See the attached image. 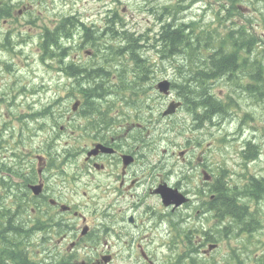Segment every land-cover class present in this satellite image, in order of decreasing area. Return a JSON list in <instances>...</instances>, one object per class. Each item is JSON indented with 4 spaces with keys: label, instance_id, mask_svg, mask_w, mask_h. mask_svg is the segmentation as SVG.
Listing matches in <instances>:
<instances>
[{
    "label": "flooded vegetation",
    "instance_id": "obj_1",
    "mask_svg": "<svg viewBox=\"0 0 264 264\" xmlns=\"http://www.w3.org/2000/svg\"><path fill=\"white\" fill-rule=\"evenodd\" d=\"M5 2L0 0V4ZM9 3L19 4L20 8L16 13L12 8L9 16L0 19V46L8 43L10 36L12 41L18 39L22 30L14 31L13 28L19 23L26 22L29 27L35 25L34 35L40 45H51L49 33H57L58 45L66 49V58L46 56L45 67L51 71L52 62L56 61L55 71L66 69L69 72L70 81L65 88L70 98L79 89H87L84 80L101 73L91 75L93 68L90 67L103 58L109 35V30L105 31L106 24L117 21L118 14L107 17L106 13L113 9L107 11L105 4H102L103 10L89 11L74 6L72 0H64L65 4H70L66 11L43 7L37 13L32 12L29 2L9 0ZM228 14L231 15L229 10ZM261 16L264 17L262 13ZM224 20V17L220 18V22ZM235 21H241V17L231 18L230 28ZM220 22L215 18L213 27ZM27 32L25 30L24 34ZM139 54L141 57L137 56V60L148 59L140 46ZM109 63L111 69L120 67L114 64V60ZM0 65H5L2 73L14 78L12 83L4 84L5 91L16 90V83L21 78L15 75L12 63L8 62L10 70L7 62ZM225 78L218 76L209 82V86ZM107 89L91 108H84L81 104L72 109L68 120L76 118V114L82 115L85 130L81 139H75L76 136L67 139L66 148L61 152L45 143L41 151L33 152L34 158H24L23 146L21 151L11 150L13 146L6 147L5 139H0V164L9 167V171L0 173V189L4 197L0 204L10 206L8 210L14 212L25 206L24 219L28 227L32 224L31 236H25L20 244H16L19 252L35 243L38 264H117L118 261L125 264L127 257H130L127 260L130 264H215L216 256L213 257L212 252L216 247L211 245L228 237L233 221L228 217L229 213L221 218L217 216L225 210L224 203H221L222 207L211 203L219 187L220 168L218 159L206 152L209 148L202 147L203 141L209 137L203 130H199L201 135L192 132L195 144L190 148L185 146L176 156V152L170 150L175 145H167L174 143L173 139L167 136L156 138L151 134L154 116L144 118L138 115L140 105L120 98L122 86ZM19 91L25 93L21 87ZM19 91L15 92L22 94ZM146 92H153V88ZM175 93L178 97V91ZM237 93L240 97L245 94L238 89ZM177 100L185 106L180 97ZM124 102L130 105H122ZM163 105L160 103L159 107ZM27 107L29 111L19 113L24 121L29 122L37 113L31 117L35 114L31 113L35 105L27 104ZM44 108L46 113L38 112L39 120L43 122L59 118L66 111H55L54 105ZM185 108L194 127L197 124L216 126L214 116L210 120L197 119L187 106ZM176 114L164 117L165 124L177 122L173 119ZM166 139L167 148L159 152L157 142ZM188 139H192L191 136ZM190 142L188 140L187 145ZM200 148L203 151L197 154ZM12 164L15 166L11 167ZM247 164L244 162V167ZM234 186L229 185L230 190L223 184L222 191L231 198L235 197ZM163 188H173L176 197L184 200L176 203L175 194L168 193L172 203L165 204L160 192ZM219 234L226 237H218ZM9 248L7 246L2 252L0 249V264H10L5 255L2 261V253H7ZM243 258H247L246 255ZM229 261L233 262L232 253L228 254L226 263Z\"/></svg>",
    "mask_w": 264,
    "mask_h": 264
},
{
    "label": "trees",
    "instance_id": "obj_2",
    "mask_svg": "<svg viewBox=\"0 0 264 264\" xmlns=\"http://www.w3.org/2000/svg\"><path fill=\"white\" fill-rule=\"evenodd\" d=\"M184 1L182 6H179L181 1L164 4L155 2L152 5L151 14H154L155 22L158 25L151 36H149L148 31H146V33L144 31L134 34V32L124 27L123 22L120 30L121 33L117 36L111 25V29H109L110 35L107 37L111 42L114 40L116 41L114 45H106L103 57L104 63H96L90 67L93 68L90 70L91 75L101 72L99 75H96L97 77H101L97 78L94 75L88 76L83 83L87 89H79L74 95V98L76 99L79 97L82 99L80 104L88 109L98 101L95 97L99 98L103 96V91L108 90L107 88H119V86L121 88L122 86L124 88L122 93L131 88L136 90L141 86L142 82L146 81L149 74H155V69L149 59H136V57L140 55L139 46L142 50H145L146 46L150 45L151 48L155 49L162 60L168 59L172 65H175V70L178 73V81L175 82L176 84L173 83L172 85L178 90V94L183 103L190 109L195 118L210 120L211 117L215 115L223 117L228 114L230 116L231 109L236 108V102L242 100L238 99L240 98V94L237 93V88L235 89V94L230 91L228 87L226 89L227 92H223L222 94L212 92L214 85L209 86L208 81L210 82L212 79L223 74L231 85L239 83L238 90L240 93L244 91L250 98L261 102V107L264 110V39L256 32V27H250L248 29L236 22H234L233 25L235 26H233V28H224V30H221L220 27H201L199 23L197 25V22H195L193 15L184 14L194 0ZM234 1L241 2L240 0H233V2ZM248 1L257 3L258 5L264 4V1L261 0ZM10 14L11 10L9 12L0 9V17L4 18ZM164 14H167L169 17V20H165V22L163 19ZM182 18L183 21H181ZM185 21L188 23L185 24ZM87 33H89V31H87ZM56 36L57 33H49L48 42H50L52 46L39 44L38 59L41 62H45V58L48 55L53 57L66 56V49L58 45ZM52 42H54V44H52ZM7 49L10 50V48ZM110 60H114V64L120 67L111 69ZM68 62L71 64L74 63L72 61ZM147 62L148 65L146 64ZM54 63L56 66V61H54ZM127 63H130V67L127 70L121 68L122 65L126 66ZM239 72L246 78L245 82L240 81ZM68 75L69 72L66 69L59 71V81L62 82L63 85L60 83L56 84L55 88L49 93V95H53L49 100L54 99L56 102L63 101L65 103V110L72 107L74 101L72 97L70 98L68 90L65 88V85L70 81ZM54 78L53 76L50 77V79ZM54 81L58 82L56 78ZM35 82L37 81L35 80ZM44 86H48V81L43 77L39 80L38 84L33 85L32 83V87L43 89ZM259 86L261 88H259ZM22 89L24 90V87ZM62 91L64 95L61 94ZM179 91L181 92L179 93ZM31 92L32 90H30V93ZM42 92L45 94L47 90H42ZM1 98L5 99L4 95ZM94 101L95 103H93ZM7 110V117L2 118L4 127H0V139H5L6 147L11 148L13 146L11 150L16 149L17 151H21L22 146L29 149L30 145L28 138L32 137L35 133L32 125L36 124V120L38 119L32 118L27 122L23 120L19 111L16 112L14 108L12 109L10 107ZM12 110H14V114ZM42 113L46 112L42 111ZM64 124L65 118L62 114L59 118L48 119L44 123L39 122V130L41 132L47 130V135H49L50 139H53V131L50 129L56 128V131H58L60 125ZM4 134H6V136H4ZM258 145L260 146L259 143H252V140L246 142V145L240 151L244 158V162L259 157L261 147L259 148ZM14 166L15 164L11 165V167ZM8 168L9 167L5 168L4 165L0 164V173L3 171L5 172V170L9 171ZM220 168H223L224 171H219L218 177L222 173L218 179L219 187L216 189L215 199L211 203H217L218 207H222L223 205H221V203H224L225 206H223V208H225V210L220 212L217 216L221 218L224 214L229 213L230 215L228 217H232L233 225L240 222L239 220H244V216H247V222L239 226V231L247 232L245 239L253 245V249L248 247V250H254L255 245L259 244V239H254V232L259 226H261V229L264 226V220H261L262 222L260 225L258 218V210H260L258 203L260 199L262 202L264 201V175H257L251 172H247L246 174L248 169L243 165L242 170L245 172L240 173L241 179L239 182L235 181L236 185L232 189L235 193V197L231 198L227 195L226 191H222L223 184L229 188L227 184L230 182L228 179V175L230 176V174L225 175V168L222 165ZM229 189L231 190V188ZM252 201H254V207L251 206L253 203L250 204ZM2 206L3 205L0 204L1 252L7 246L10 247L7 249V253H2V261L3 259L5 260V255L8 257L10 264H38L28 255L26 248H24V252L20 253L16 245L20 244L22 240L25 239V236H27L26 232L29 230L24 217V221L21 219L19 224L13 213L7 210V207ZM261 218L264 219V213L262 212ZM13 246H15V248ZM245 249H247L246 246H242V258L246 255L249 261H253L256 264H264V250L253 255L245 251ZM237 251H233L235 259H237Z\"/></svg>",
    "mask_w": 264,
    "mask_h": 264
},
{
    "label": "rangeland",
    "instance_id": "obj_3",
    "mask_svg": "<svg viewBox=\"0 0 264 264\" xmlns=\"http://www.w3.org/2000/svg\"><path fill=\"white\" fill-rule=\"evenodd\" d=\"M24 3L26 2H32V1H36L34 3V6L30 7L32 8V12L37 13L40 9H42L43 7H49V6H54L57 5L60 11H66V9L70 8V4H60L61 2H63L64 0H22ZM114 0H100L99 2H97L96 0H72L74 6L77 7H82L84 10H97L98 8H100L101 10H103V6L102 4H105L106 7H114L117 6L119 8V12H121V14L123 15V20L127 23V26L135 31L138 32H143L148 28V32L149 34H151L152 32H154V23H155V18H154V14H151V10H148V8H145L144 3L148 4L150 7H152L151 5H153L155 2L157 3H170L173 2L175 0H120L119 3H115L113 2ZM149 1V2H148ZM31 4V3H30ZM241 4V3H238ZM203 5H206L205 7L207 8L206 12V16L205 18L208 19V17L210 16V10L216 9L217 10V2L215 0H199L198 3L196 4H192V6L190 7L192 9V11H196V12H200L202 7H204ZM144 8V9H143ZM34 9V10H33ZM155 11H159V10H155ZM154 11V12H155ZM4 29H7L8 27H3ZM14 31H21L22 30V34H19V37L17 39V43L20 42H24V40H27V33L24 34V31L27 30L28 31V35L29 36H34V32L35 30L32 27H29V25L25 22V23H19L16 26H14L13 28ZM19 33V32H18ZM15 39V37H13V40ZM17 50H21V52H12L9 53L12 50H4L3 47L0 46V59L2 60H6V61H11L14 62L15 67H17L18 73H16V75L18 77H20V82L16 83V87L19 91V87L23 88L24 87V92L28 90H31V85L30 82L32 83H39V80L43 77L46 78V80L48 81V84L52 87L55 88L56 84L60 83L61 85L62 82L58 81L55 82L54 79H50V77L53 75L51 73V71L49 69H47L44 65V62H39L37 60V55H38V50H37V44L36 42H32L30 41L29 43L26 44L25 47L23 48H17ZM146 55H148L149 58H153L155 61H157V58L155 56H158L157 52L155 51V49L153 48H149L148 50L145 51ZM30 57V58H28ZM168 62L164 65H160L159 64V68L157 69H161V72H159V74H157V77L153 78L150 81V84L152 86H156L157 81L162 80L164 77H168L170 80L173 81H177L178 79V73L174 71V66L172 65V63L167 60ZM117 66V65H115ZM3 68V67H1ZM0 68V69H1ZM17 72V71H15ZM159 76V77H158ZM11 76H8L4 73H2V71H0V127H3L2 118H6L7 117V112H8V108L10 106V108H14L17 111L24 113L25 111H29L30 109L27 107L26 103H25V95L22 97L18 94V92L14 91H9L6 92L5 88H4V84L7 83H12L14 81V78H12ZM35 80L37 82H35ZM17 81V80H15ZM37 83V84H38ZM217 85H223L221 83H218ZM3 90L5 92H3ZM221 91V90H220ZM19 93H22L21 91H19ZM50 93V92H49ZM49 93L46 95V97H40V95H38L37 97H40V101L39 103L41 104H46L48 102L53 101L54 99L49 100L50 98L53 97V95H49ZM158 93V92H157ZM9 94V95H8ZM62 95H64V92H61ZM4 95L5 99H2L1 97ZM15 95L18 97L17 99L14 100V103H10L9 104V98L11 96L15 97ZM37 95V94H35ZM149 97H147V102H149V104L152 105V107L157 108L155 109L158 112V107L160 103L163 104H168L169 101V96H160V95H156L154 92L150 93L148 95ZM75 96H73V100ZM103 97V96H101ZM96 98V97H95ZM141 99V98H140ZM247 100H245L246 102L243 101H239V103L244 104L243 108L246 111H251L254 115H251L250 113H248L243 120L238 121V123L232 118L230 119H221L220 124H218V126H214L212 127V131L216 133L213 134L210 138V135L207 134V136L209 137V139H207V141H203L202 143V147L209 148L206 150V152L211 156V154L217 158L218 160H227V164L229 165L230 162V167H232V171L233 169H235V167L237 168V165H235V161H237V163H240V160L238 159V156L236 154V150L233 147H229L228 149L224 150L222 149L221 145L217 142L218 139H221L224 136H229V138L231 137H237V139L235 140L236 146H240L243 142V140L245 139V137H249L248 139H253L257 144L260 143L261 144V157L256 159L255 162L251 163L250 165V171H254V173H258L261 175H264V110L261 107V103H256V102H252V101H248V98H246ZM49 100V101H48ZM143 103H146L145 97H142ZM48 101V102H47ZM6 103L8 105H6ZM65 103L62 102H58L55 105V109L58 110H62L61 106H63V110H65ZM164 105V106H165ZM60 107V109H59ZM12 113L14 114V110H12ZM72 112H69L67 115H71ZM181 115H183V111L179 110L178 113L176 114V116L173 119H177V122L179 123V121L181 122H185V118H179L181 117ZM249 115H251L253 117V120L249 119ZM176 121H171L170 122V126L176 125L177 124ZM166 123V122H165ZM163 124V123H162ZM180 124V123H179ZM163 126V125H162ZM38 127V125H37ZM42 127V126H41ZM161 127V126H160ZM52 130V129H51ZM65 131H67V129H64ZM183 133L185 135H183L181 133V131H177V134H172L171 137H169L170 139H173L174 143H168V139L164 140L163 142H161V145L158 147L157 150H159V152L163 151V149L167 148L168 146L171 145H175L173 147L170 148V150L175 151L176 152V156H177V152L182 150L185 146L186 148H190V146L194 145V139H193V135L191 134L190 131H188L187 129L183 131ZM182 134V135H181ZM42 135V134H41ZM4 136H6V134H4ZM191 136L192 139H188ZM37 138L39 139V135L37 136ZM44 138V136H43ZM227 137V139H229ZM212 139V141H211ZM191 141L189 143V145H187V141ZM247 140V139H246ZM184 141H186V144H184ZM167 144V145H166ZM180 144V147L178 146ZM259 146V145H258ZM260 148V146H259ZM203 151L202 148L198 149L196 151V153L198 154L199 152ZM211 152V153H210ZM175 156V158H176ZM180 156V155H179ZM212 157V156H211ZM229 161V162H228ZM249 164V163H248ZM248 164L246 166V168L248 167ZM238 168H240V164L238 165ZM232 173V172H231ZM262 202V201H261ZM7 207V210L9 209L10 206L8 205H3L2 207ZM27 208L25 206L21 207L18 211L14 212V210H10V212L13 213L14 217H16V221L19 223V218L20 216L26 212ZM264 213V201L261 203V211L260 213ZM261 217V216H260ZM261 220L263 221L264 219L261 218ZM240 222H237L233 225V228H229V234L228 237L222 239L219 241V244L215 245L216 248H214L213 250V257L216 256V262L215 264H224L226 263V261L228 260V254L232 253L233 251H237V249H239L242 246H246V248L251 247V249H253V245L252 243L248 242L247 239H245L244 235H242L241 233H238V230L240 229L239 226L244 225L245 222H247V216H244V220H239ZM261 221V222H262ZM264 224V222H263ZM32 226V224H31ZM31 226L29 227V230L31 229ZM221 225H219L220 228ZM28 231L26 232L27 236H30V234L28 233ZM254 239H261V249L259 250H264V226L262 229H260V226L257 228V230L254 232ZM225 235H223L224 237ZM233 236V239H231V237ZM246 236V234H245ZM259 237V238H258ZM124 241V240H122ZM259 245H255L256 249L258 248ZM254 249V250H256ZM254 250H249V253L254 255ZM258 250V251H259ZM237 259H242L241 257V251L239 250L237 253ZM234 257V254H233ZM130 257H127V260ZM235 258V257H234ZM235 260L234 262L229 261L226 264H247L246 262H244L243 260ZM125 264H130V261H127ZM117 264H123V262H116Z\"/></svg>",
    "mask_w": 264,
    "mask_h": 264
},
{
    "label": "bare ground",
    "instance_id": "obj_4",
    "mask_svg": "<svg viewBox=\"0 0 264 264\" xmlns=\"http://www.w3.org/2000/svg\"><path fill=\"white\" fill-rule=\"evenodd\" d=\"M144 6H145V8H146V6L149 8L150 6L148 5V4H146V3H144ZM152 6V5H151ZM264 15V14H263ZM182 16V15H181ZM184 17V16H183ZM225 19V18H224ZM165 20L167 21V20H169V17L167 16V14H164V22H165ZM222 20V19H221ZM181 21H183V18L181 19ZM226 21L224 20V22H222V23H225ZM181 23H183V22H181ZM185 24H187L188 22L187 21H185L184 22ZM105 27V26H104ZM223 32V31H222ZM218 33V32H217ZM60 34H62L61 32H60ZM234 34H235V32H234ZM226 35V34H225ZM257 45V44H256ZM52 46V45H51ZM60 46V45H59ZM56 47V46H55ZM70 47V46H69ZM88 48V47H87ZM77 52V51H76ZM250 52V51H249ZM58 53V52H57ZM59 54V53H58ZM78 55V54H77ZM49 56V55H48ZM140 56V55H139ZM263 56V55H262ZM52 57V56H51ZM65 57V56H64ZM64 57H63V59H64ZM141 57V56H140ZM255 57V56H254ZM62 58V57H61ZM259 58V57H258ZM52 59H53V57H52ZM59 59V58H58ZM50 60V59H49ZM55 60V59H54ZM56 60H57V58H56ZM65 60V59H64ZM252 60V59H251ZM256 60V59H255ZM259 60V59H258ZM51 61V60H50ZM59 61V60H58ZM63 62V61H62ZM66 62V61H65ZM63 64V63H62ZM65 64V63H64ZM63 64V65H64ZM250 64V63H249ZM258 64V63H257ZM61 65V64H60ZM59 65V66H60ZM250 65H252V64H250ZM59 66L57 67V68H59ZM121 68H123V66L121 67ZM7 69L8 70H10L9 69V66H8V62H7ZM123 73V72H122ZM112 74V73H111ZM121 74V73H120ZM127 74V73H126ZM239 74H240V72H239ZM104 76V75H103ZM223 76H224V74H223ZM223 78V77H222ZM240 81L241 82H245V80H246V78L244 77V75L243 74H240ZM238 79V80H239ZM223 80V79H222ZM212 81V80H211ZM213 82V81H212ZM215 82V81H214ZM218 83H221V84H223V85H225V86H227L228 87V89L230 90V91H232L234 94H235V89L237 88L238 89V84H236V85H231L228 81H227V78H225L223 81H221V82H218ZM217 83V84H218ZM258 83V82H257ZM208 84H209V81H208ZM216 84V85H217ZM259 85V84H258ZM259 88H261L260 86H259ZM69 89H71V88H69ZM258 89V88H257ZM75 90V89H74ZM73 90V91H74ZM72 91V92H73ZM260 91V90H259ZM244 92V91H243ZM232 93V94H233ZM247 93H245L243 96H239L240 98H238V99H245V100H247L246 98H248V101L250 100V101H252V102H256L257 104L258 103H261V102H259V101H255L253 98H250V96H248V95H246ZM20 96H24L25 95V103H26V105L27 104H29V105H35V107H34V109L32 110V112L31 113H34L35 112V114H32L31 115V117H34L35 115H36V113H37V115L34 117V118H36V119H38L39 120V117H38V112H40V111H45V108L44 107H49V106H51V105H54V107H55V105L58 103V102H56V100H53V101H51V102H49V103H47V104H45V105H43V104H41V103H39V101L41 100L40 99V97L38 98L36 95H30V94H27L26 95V93H22V94H19ZM213 96V95H212ZM253 97V96H252ZM256 98V97H255ZM15 99H17L16 97H13V96H11L10 98H9V104L10 103H14V100ZM86 103V102H85ZM227 105V104H226ZM61 108H62V110L64 109L63 108V106H61ZM95 108V107H94ZM30 109V108H29ZM59 109H60V107H59ZM186 109V108H185ZM55 111H56V109H54ZM187 110V109H186ZM91 112H93V110L91 111ZM97 113V112H96ZM186 113L189 115V111L187 110L186 111ZM89 116V115H88ZM190 116V115H189ZM230 119V118H232L231 116H229L228 114L227 115H225V116H223V117H220V116H218V115H215L214 117H213V121L215 122V124H216V126H218V124H220V122H221V119ZM41 123H44L43 121H40ZM95 125V124H94ZM205 125H201V124H197L196 125V128H198V129H201V128H203ZM215 126V127H216ZM214 127V126H213ZM99 131V130H98ZM116 136V135H115ZM136 138V137H135ZM248 138L249 137H245V139H244V141H247L248 140ZM247 139V140H246ZM4 141V140H3ZM252 143H256L253 139H252ZM4 144V143H3ZM257 144V143H256ZM253 160V159H252ZM252 160H250V161H252ZM246 163H249V162H245V164ZM3 165V164H2ZM187 166V165H186ZM221 169V168H220ZM232 172V171H231ZM50 176V175H49ZM35 177V176H34ZM217 177V176H216ZM29 182V181H28ZM31 182V181H30ZM222 184V183H221ZM226 186V185H225ZM228 188V187H227ZM35 189V188H34ZM1 194H3V191H2V189H0V195ZM3 196L1 195V197H0V201H2L3 200ZM49 206V205H48ZM47 207V206H46ZM27 211V210H26ZM80 212V211H79ZM24 215H25V212L20 216V219H19V224H20V222H21V219L23 220V217H24ZM28 217V216H27ZM226 217V216H225ZM29 219V218H28ZM27 219V220H28ZM24 221V220H23ZM26 222V221H25ZM230 224V223H229ZM231 226V225H230ZM27 230V229H26ZM220 235V234H219ZM31 236V235H30ZM221 236V235H220ZM122 252V251H121ZM54 261V260H53Z\"/></svg>",
    "mask_w": 264,
    "mask_h": 264
},
{
    "label": "water",
    "instance_id": "obj_5",
    "mask_svg": "<svg viewBox=\"0 0 264 264\" xmlns=\"http://www.w3.org/2000/svg\"><path fill=\"white\" fill-rule=\"evenodd\" d=\"M158 86H159V88L162 90V91H164V92H166L167 90H168V87H169V82H168V80H163V81H161L159 84H158ZM178 105V103L177 102H171L170 104H169V106H168V108L164 111V114H166V113H170V112H173L174 111V109H175V107ZM171 191V190H170ZM161 192H162V194L164 195V201L166 202V203H169V198H171L169 195H168V191H166V189H161ZM176 197V196H175ZM175 199V198H174ZM179 201H181V199H179V198H177L176 197V201L175 202H179Z\"/></svg>",
    "mask_w": 264,
    "mask_h": 264
}]
</instances>
